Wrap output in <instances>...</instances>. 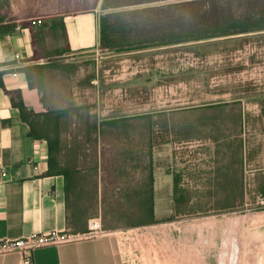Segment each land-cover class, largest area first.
Returning <instances> with one entry per match:
<instances>
[{
    "label": "crops",
    "instance_id": "crops-1",
    "mask_svg": "<svg viewBox=\"0 0 264 264\" xmlns=\"http://www.w3.org/2000/svg\"><path fill=\"white\" fill-rule=\"evenodd\" d=\"M5 2L0 241L54 232L76 237L35 249L34 264H264V205L239 191L236 160L219 162L218 175L190 174L186 162L162 165L151 116L101 117L74 103L75 86L87 82L79 71L98 68L96 53L113 55L101 52L105 14L96 6L57 7L19 18ZM26 66L31 80L20 70ZM256 176L264 199V172ZM94 218L103 229L96 235L88 227ZM0 264H22V256L0 255Z\"/></svg>",
    "mask_w": 264,
    "mask_h": 264
},
{
    "label": "rangeland",
    "instance_id": "rangeland-1",
    "mask_svg": "<svg viewBox=\"0 0 264 264\" xmlns=\"http://www.w3.org/2000/svg\"><path fill=\"white\" fill-rule=\"evenodd\" d=\"M111 1L114 6L107 10L104 0L5 3L19 18L96 6L99 15L120 13L126 22L139 23L131 42L119 45L110 58L96 53L98 68L79 71L87 82L82 90L75 86L74 103L92 107L101 117L151 116L158 124L162 165L186 162L190 174L218 175L219 162L236 160L239 191L243 188L249 202L260 204L256 175L264 172V31L175 44L170 33L187 29L189 9L202 13L206 0ZM257 4L255 14L264 0ZM191 139L195 141H187ZM213 183L219 182L207 185ZM191 186L185 189L192 193ZM95 223L101 224L100 219H91L88 227Z\"/></svg>",
    "mask_w": 264,
    "mask_h": 264
},
{
    "label": "trees",
    "instance_id": "trees-1",
    "mask_svg": "<svg viewBox=\"0 0 264 264\" xmlns=\"http://www.w3.org/2000/svg\"><path fill=\"white\" fill-rule=\"evenodd\" d=\"M206 1L207 7L203 9L202 13L192 8L189 9L187 29L170 33L169 37L172 38L173 43L200 42L211 38L216 39L264 31V7L255 14V10L259 8L257 0H255V3L252 0L249 2L244 0ZM233 2L237 3L234 4ZM194 3L189 2L186 4L192 7V5H195ZM113 4L111 0H104L102 8L104 10L110 9L114 6ZM241 8H243L242 13H238ZM122 18L120 13H108L101 18V52L103 51L105 55L111 49L116 51L119 45L131 42V35L135 28L140 27L139 23L126 22ZM32 23L34 22L32 21ZM23 25L27 24L23 23ZM14 27V24L6 26L9 31H12ZM20 70H23L31 80L30 68L26 66ZM148 212L153 215L154 211L152 209Z\"/></svg>",
    "mask_w": 264,
    "mask_h": 264
},
{
    "label": "built area",
    "instance_id": "built-area-1",
    "mask_svg": "<svg viewBox=\"0 0 264 264\" xmlns=\"http://www.w3.org/2000/svg\"><path fill=\"white\" fill-rule=\"evenodd\" d=\"M4 172V171H3ZM260 205H264V199L260 198ZM90 232L93 234H100L103 232L102 225L95 223L94 226H89ZM76 237L64 233H49L47 235H33L17 240H2L0 241V255L10 253H19L22 256V264H34L33 251L35 249L59 245L64 242L72 241Z\"/></svg>",
    "mask_w": 264,
    "mask_h": 264
},
{
    "label": "water",
    "instance_id": "water-1",
    "mask_svg": "<svg viewBox=\"0 0 264 264\" xmlns=\"http://www.w3.org/2000/svg\"><path fill=\"white\" fill-rule=\"evenodd\" d=\"M75 56H66V57H62V58H56V59H50V61H55V60H58V59H64V60H72L74 59Z\"/></svg>",
    "mask_w": 264,
    "mask_h": 264
}]
</instances>
